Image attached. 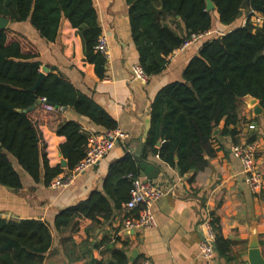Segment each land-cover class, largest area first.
<instances>
[{"label": "trees", "instance_id": "16d2710c", "mask_svg": "<svg viewBox=\"0 0 264 264\" xmlns=\"http://www.w3.org/2000/svg\"><path fill=\"white\" fill-rule=\"evenodd\" d=\"M212 1L215 11L206 10L205 0H126L138 64L148 77L160 73L169 54L192 34L209 31L213 12L222 25H229L243 11V0ZM247 12L264 16V0H248ZM165 14L179 17L182 33L162 21ZM0 15L10 22L29 20L50 42L57 38L61 19H68L82 39L85 60L94 65L99 78L104 76L106 60L95 49L101 28L93 0H0ZM38 57L37 47L24 34L10 26L0 29V186L13 191L22 188L18 168L34 182L48 186L84 159L90 134L76 121L66 119L62 108L73 109L104 130L118 128L105 109L59 73L48 72L32 89L42 64ZM247 95L258 100L264 113V23L255 26L250 18L241 26L201 40L197 55L182 72V80L157 92L140 159L157 155L179 174L191 172L192 180L215 153L213 130L221 121V134L233 139L237 136L234 126ZM40 98L53 109L44 108ZM41 125L65 137L59 146L67 161L65 169L49 165ZM248 141L253 140L248 137ZM118 144L125 147L122 140ZM129 173L141 174L132 154L126 152L109 164L103 191L94 190L87 199L59 210L54 227L76 230L79 223L95 221L98 216L108 218L112 210L108 199L114 200L117 208L129 198ZM210 223L216 234L215 248L225 255L229 241L220 233L218 217L211 214ZM51 243L46 221L0 217V264H42ZM109 251L106 264H128L123 249Z\"/></svg>", "mask_w": 264, "mask_h": 264}, {"label": "crops", "instance_id": "0c3cea01", "mask_svg": "<svg viewBox=\"0 0 264 264\" xmlns=\"http://www.w3.org/2000/svg\"><path fill=\"white\" fill-rule=\"evenodd\" d=\"M93 4L109 49L102 78L96 75L94 65L85 60L82 39L68 19H61L53 42L41 37L29 20L9 22L8 26L35 44L39 51L38 59L49 65V72L63 75L117 121L118 129L124 134L122 141L125 147L117 142L99 162L86 168L63 188L36 183L18 168L22 188L13 191L0 186V217L12 220L34 218L48 223L52 243L42 264H106L112 248L123 249L128 264H140L143 259L152 264H249V241L253 229L257 232L259 250L264 258V187L258 194L249 190L241 164L231 152L233 144L251 137L257 146V164L264 178V113L263 110L254 113L248 104L249 95L243 97L239 121L234 126L238 132L235 139L221 134V121L213 130L215 153L192 180L191 172L179 174L155 155H148L145 161L158 169L156 178L150 181L169 190L152 205L156 227L126 231L123 225L127 215L125 202L115 208L112 199H108L112 210L106 219L98 216L95 221L79 223L76 230H70L69 226L59 231L54 227V216L59 210L87 199L94 190L103 191L104 178L112 161L126 152L132 156L136 152L141 153L155 95L168 83L182 80V72L190 58L197 55L200 42L174 50L167 57L164 69L143 82L131 74L132 65L138 63V54L131 37L126 0H93ZM250 13L243 10L229 25H222L215 13L209 31L218 36L222 31L241 26ZM253 16L262 15L255 12L250 15V22L259 26ZM162 21L182 33L183 24L179 18L165 14ZM63 111L66 119L76 121L90 135L104 131L71 108L66 107ZM40 129L46 142L49 165L61 166L59 146L65 137L45 125ZM140 175L145 177L142 173ZM211 214L218 217L220 233L229 245L225 255L215 248L213 257L205 259L199 250V224L204 216ZM133 250L137 253L131 258L129 253Z\"/></svg>", "mask_w": 264, "mask_h": 264}, {"label": "built area", "instance_id": "2783aa9c", "mask_svg": "<svg viewBox=\"0 0 264 264\" xmlns=\"http://www.w3.org/2000/svg\"><path fill=\"white\" fill-rule=\"evenodd\" d=\"M257 25H262L264 19L262 16H253ZM248 18L251 19L249 16ZM213 31L192 34L180 47H184L193 42L201 41L205 38L213 36ZM216 34V32H215ZM95 49L100 51L105 58L109 59L108 41L105 35L101 34L97 38ZM132 77L143 82L147 81L148 76L144 73L141 66L136 63L131 67ZM40 102L44 108L52 110L53 106L46 103L45 98H40ZM253 128V125L250 126ZM124 134L120 129L104 130L100 134L90 135L85 150L84 159L79 162L74 169L66 174H60L52 179L48 186L52 188H63L69 185L75 176L83 172L86 168L99 162L106 156L116 145L118 140H122ZM232 154L239 160L244 174V181L249 190L253 194H258L264 187V178L257 164V146L255 141H248V137L243 138L239 143L233 144L231 147ZM156 157H158L156 155ZM131 179L132 188L127 201L124 203L127 215L123 220L124 229L135 230L144 228H154L157 222L152 213V205L169 190H165L160 185L138 175L133 176L127 174ZM132 211H137L133 213ZM201 232V240L199 243L200 254L205 259H211L215 252L216 234L210 223V216H204L199 224ZM140 264H152L151 261L143 259Z\"/></svg>", "mask_w": 264, "mask_h": 264}, {"label": "water", "instance_id": "95a60500", "mask_svg": "<svg viewBox=\"0 0 264 264\" xmlns=\"http://www.w3.org/2000/svg\"><path fill=\"white\" fill-rule=\"evenodd\" d=\"M206 3V10L207 11H215V4L213 3L212 0H205ZM248 8V0H243L242 4H241V9L242 10H247ZM177 18H179L178 16H176ZM9 19L6 17H3L0 15V29L6 28L9 25ZM49 72V65L48 64H42L40 67V72L38 75V78L34 84V86L32 87V89H35L40 82L42 81V79L45 77V75ZM257 99L255 97L248 98V104L251 105L253 107V111L255 114L261 113L262 112V108L260 106V104L257 103ZM32 109V107H29L28 110ZM64 108H62V110H64ZM215 132V131H214ZM161 143L160 140L157 141L156 145L159 146ZM61 159H60V165L62 167H66L67 166V161L62 157L61 152L59 153ZM133 158L135 160V162L137 163L140 172L145 176L146 179L151 180L156 178L157 173H158V169H156L154 167L153 164L148 163L145 160H141L140 159V153L136 152L133 155ZM137 251L133 250L132 252L129 253V257H135ZM248 263L249 264H264V258L260 253L259 250V242L257 240V232L255 229L251 230V237H250V241H249V251H248Z\"/></svg>", "mask_w": 264, "mask_h": 264}, {"label": "rangeland", "instance_id": "374dc122", "mask_svg": "<svg viewBox=\"0 0 264 264\" xmlns=\"http://www.w3.org/2000/svg\"><path fill=\"white\" fill-rule=\"evenodd\" d=\"M214 14H215V13L213 12V13H212V16H214ZM217 34H218V33L216 32V34H215V35H217Z\"/></svg>", "mask_w": 264, "mask_h": 264}]
</instances>
